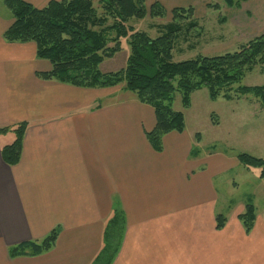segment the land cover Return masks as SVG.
Masks as SVG:
<instances>
[{
    "label": "crops",
    "instance_id": "crops-1",
    "mask_svg": "<svg viewBox=\"0 0 264 264\" xmlns=\"http://www.w3.org/2000/svg\"><path fill=\"white\" fill-rule=\"evenodd\" d=\"M145 1L170 10L200 0ZM10 23L0 2V127L28 123L20 161L7 165L0 154V264H91L115 203L125 226L111 264H264V217L257 214L246 233L243 206L218 208L215 179L237 162L209 154L186 125L154 150L146 138L155 125L150 106L121 87L42 79L49 62L32 42L5 41ZM11 138L1 135L0 149ZM216 214L226 217L221 229ZM54 228L50 250L10 256V247Z\"/></svg>",
    "mask_w": 264,
    "mask_h": 264
},
{
    "label": "trees",
    "instance_id": "trees-1",
    "mask_svg": "<svg viewBox=\"0 0 264 264\" xmlns=\"http://www.w3.org/2000/svg\"><path fill=\"white\" fill-rule=\"evenodd\" d=\"M228 7L241 0H222ZM11 18L2 38L11 43L35 44L36 57L49 62L50 68L39 72L45 80H53L78 87L103 88L123 85L137 100L150 106L155 114V125L146 133L154 150H161L162 137L170 132H182L185 119L182 111L172 107L174 94L179 92L184 108L190 105L192 92L206 88L209 97L226 100L250 96L264 107V84L242 85L244 75L255 66H264V31L241 45L238 50L214 56L198 54L194 58L173 61L172 51L183 32L199 28L193 18V7H173L171 19L158 26L162 31L151 37L137 31L128 23L130 18H162L166 9L154 1L146 7L144 0H49L36 7L26 0H0ZM218 8V5H214ZM156 26V25H155ZM110 35L111 33H113ZM127 38L129 56L124 68L102 73L98 65L106 57L120 50V39ZM110 42L114 44L109 45ZM27 122L0 128V134H13V140L1 147V156L9 165L21 156L22 140ZM196 139L199 138L197 134ZM237 160L246 167L261 168L264 159L239 153ZM245 232L255 221V209L247 202L238 215ZM216 228L221 229L226 217L216 214ZM125 226L122 208L115 203L104 224L102 246L91 264H111L115 258ZM58 235L52 229L41 240H30L9 248L10 256L38 255L52 248Z\"/></svg>",
    "mask_w": 264,
    "mask_h": 264
},
{
    "label": "rangeland",
    "instance_id": "rangeland-1",
    "mask_svg": "<svg viewBox=\"0 0 264 264\" xmlns=\"http://www.w3.org/2000/svg\"><path fill=\"white\" fill-rule=\"evenodd\" d=\"M93 2L97 4V0ZM214 5H218V8H214ZM193 6V18L197 20L199 28L192 29L188 34H180L172 51V59L175 62L194 58L198 54L214 56L238 50L241 45L264 31V0H241L233 7L226 6L222 0H200L199 4ZM168 7H165L167 13L162 18H150L147 15L143 19L130 18L128 23L135 27V30L156 37L162 32L159 33L158 26L171 19V9L167 10ZM181 7L187 8L191 5L187 3ZM112 34L114 32L110 35ZM112 44L114 42L109 45ZM120 47L114 55L99 63L98 69L102 73L115 72L125 67L130 52L127 38L120 39ZM241 84H264V66L257 65L248 71ZM113 87L124 88L121 84ZM123 92L126 97H135L130 90L124 89ZM97 102L106 104L108 100L104 98ZM172 107L183 112L185 125L189 130H197L198 134L200 133L201 145L208 153H223L229 160L238 163V166L234 164L215 179L219 197L218 208L225 213L239 206L245 207L247 202H251L255 209V220L257 214L264 217V177H261V168L246 167L237 160L239 153L264 159V107L250 96L233 100L218 97L212 100L206 88L192 92L190 105L186 108L182 105L180 93L176 92ZM7 136L11 138L14 135L9 133Z\"/></svg>",
    "mask_w": 264,
    "mask_h": 264
}]
</instances>
